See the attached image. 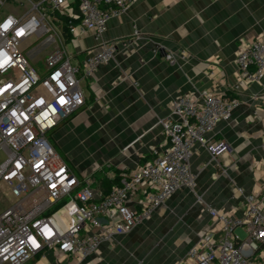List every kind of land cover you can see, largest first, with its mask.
Segmentation results:
<instances>
[{"label": "built area", "instance_id": "2783aa9c", "mask_svg": "<svg viewBox=\"0 0 264 264\" xmlns=\"http://www.w3.org/2000/svg\"><path fill=\"white\" fill-rule=\"evenodd\" d=\"M137 1L0 0V187L14 199L0 209V264H38L47 251L59 253L61 264H97L104 243L130 233L178 190H195L190 159L196 145L216 163L231 152L227 141L208 137L240 101L207 91L169 102L171 116L159 119L166 148L154 147L143 165L121 170L120 183L106 195L94 186L92 174L77 175L54 148L48 133L85 105L81 80L117 51L116 43H103L76 65L65 34L75 38L92 31L100 38L108 22ZM31 38L56 44L43 73L27 53ZM236 65L239 86L262 80L264 33L241 42ZM210 213L222 225L220 239L203 236L177 264H264L258 252L264 244V191L247 198L241 219ZM239 227L246 229L244 240L235 233Z\"/></svg>", "mask_w": 264, "mask_h": 264}, {"label": "crops", "instance_id": "0c3cea01", "mask_svg": "<svg viewBox=\"0 0 264 264\" xmlns=\"http://www.w3.org/2000/svg\"><path fill=\"white\" fill-rule=\"evenodd\" d=\"M261 33L264 0H138L100 38L92 31L66 38L80 66L86 51L117 45L114 59L85 78L84 88L81 80L85 105L48 134L66 163L92 174L105 195L120 183L121 170L143 165L154 147L166 148L159 119L171 116V100L207 91L240 101L208 137L227 141L231 152L216 163L196 145L190 159L195 190H178L130 233L104 243L97 264H177L203 236L220 239L222 225L211 210L241 219L247 198L263 193L264 77L239 86L236 65L241 42ZM258 252L264 263V244ZM61 258L47 251L37 263L61 264Z\"/></svg>", "mask_w": 264, "mask_h": 264}, {"label": "rangeland", "instance_id": "374dc122", "mask_svg": "<svg viewBox=\"0 0 264 264\" xmlns=\"http://www.w3.org/2000/svg\"><path fill=\"white\" fill-rule=\"evenodd\" d=\"M12 10V7L8 6V9H5V11L10 12ZM32 45L27 49V53L32 61V65L34 66L35 69H37L39 72L43 73L45 70V62L49 54L51 53L52 49L56 46L54 43L53 45L46 46L44 44V40H37L35 38H31L26 44H31ZM66 51L68 54H74L75 48L73 44L71 43H65L64 44ZM79 62L81 59H79ZM74 64L77 63V59H73ZM85 79L82 80V87L84 88L85 86ZM49 134V133H48ZM49 137V136H48ZM76 174L79 176L81 175V172H79V168L76 167ZM98 177H103L102 174H97ZM96 186V184L94 185ZM14 203V199L12 198V195H10V192L5 188L0 187V209H3L7 207L8 205ZM236 233L242 238V240L247 238V233L245 230L241 227L236 229Z\"/></svg>", "mask_w": 264, "mask_h": 264}, {"label": "trees", "instance_id": "16d2710c", "mask_svg": "<svg viewBox=\"0 0 264 264\" xmlns=\"http://www.w3.org/2000/svg\"><path fill=\"white\" fill-rule=\"evenodd\" d=\"M65 36H66V38L68 39V40H70V34H68V33H66L65 34ZM103 180V179H102ZM104 181L106 182L107 181V185H108V187H109V185L111 184L108 180H103V183H104ZM108 182L110 183V184H108ZM119 182H117L116 184H118ZM114 184V183H113Z\"/></svg>", "mask_w": 264, "mask_h": 264}]
</instances>
